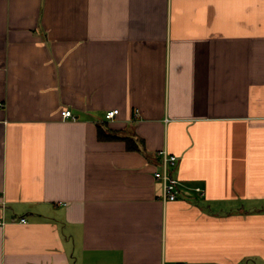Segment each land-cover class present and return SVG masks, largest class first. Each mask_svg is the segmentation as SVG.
<instances>
[{
	"label": "crops",
	"instance_id": "1",
	"mask_svg": "<svg viewBox=\"0 0 264 264\" xmlns=\"http://www.w3.org/2000/svg\"><path fill=\"white\" fill-rule=\"evenodd\" d=\"M0 103V264H264V0H0Z\"/></svg>",
	"mask_w": 264,
	"mask_h": 264
},
{
	"label": "built area",
	"instance_id": "2",
	"mask_svg": "<svg viewBox=\"0 0 264 264\" xmlns=\"http://www.w3.org/2000/svg\"><path fill=\"white\" fill-rule=\"evenodd\" d=\"M117 112V108L107 111L105 114L106 119H113ZM62 114L65 117H74L71 109H64ZM159 155V167L155 169L154 175L161 182L160 198L163 200H174L180 193V181L178 177L171 171V167L177 162V156L175 154L169 153L167 149H161L159 151ZM197 190H201V188L198 187ZM20 220L26 222L25 217H21ZM181 264H188V262L185 261Z\"/></svg>",
	"mask_w": 264,
	"mask_h": 264
},
{
	"label": "trees",
	"instance_id": "3",
	"mask_svg": "<svg viewBox=\"0 0 264 264\" xmlns=\"http://www.w3.org/2000/svg\"><path fill=\"white\" fill-rule=\"evenodd\" d=\"M97 136L100 140H110L121 138L126 142V148L129 150H140L141 141L131 136L120 135L109 127L108 123L98 124ZM159 154V153H158Z\"/></svg>",
	"mask_w": 264,
	"mask_h": 264
}]
</instances>
